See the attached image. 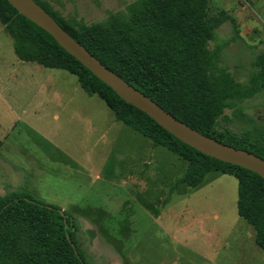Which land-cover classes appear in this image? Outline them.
Returning <instances> with one entry per match:
<instances>
[{
	"label": "rangeland",
	"instance_id": "obj_1",
	"mask_svg": "<svg viewBox=\"0 0 264 264\" xmlns=\"http://www.w3.org/2000/svg\"><path fill=\"white\" fill-rule=\"evenodd\" d=\"M65 19L95 23L134 0H42ZM221 66L242 82L264 52V0H210ZM236 28L238 35H235ZM217 129L264 134V90L233 101ZM0 193L23 190L76 219L93 264H264L237 211L238 180H182L189 161L116 121L68 71L22 61L0 23Z\"/></svg>",
	"mask_w": 264,
	"mask_h": 264
},
{
	"label": "trees",
	"instance_id": "obj_2",
	"mask_svg": "<svg viewBox=\"0 0 264 264\" xmlns=\"http://www.w3.org/2000/svg\"><path fill=\"white\" fill-rule=\"evenodd\" d=\"M41 4L103 64L200 132L264 158V134L217 129L218 118L235 100L264 90V52L245 82L221 66L222 48L211 47L214 30L231 19L224 10L209 16L210 0H134L95 23L68 20ZM0 23L22 61L68 71L88 95H97L117 121L164 146L189 163L182 178L191 187L220 172L238 180V214L255 230L264 250V178L183 142L146 112L123 99L68 52L43 27L0 0ZM235 35H238L236 28ZM3 144L0 138V148ZM72 213L23 190L0 193V264H93L78 245ZM75 247L78 253L75 250ZM113 264V263H111Z\"/></svg>",
	"mask_w": 264,
	"mask_h": 264
},
{
	"label": "water",
	"instance_id": "obj_3",
	"mask_svg": "<svg viewBox=\"0 0 264 264\" xmlns=\"http://www.w3.org/2000/svg\"><path fill=\"white\" fill-rule=\"evenodd\" d=\"M22 14L47 30L58 43L78 58L123 99L154 118L164 128L190 146L220 160L246 167L264 178V158L204 134L178 119L122 76L103 64L91 51L67 32L36 0H9ZM76 252L78 253L76 247Z\"/></svg>",
	"mask_w": 264,
	"mask_h": 264
},
{
	"label": "crops",
	"instance_id": "obj_4",
	"mask_svg": "<svg viewBox=\"0 0 264 264\" xmlns=\"http://www.w3.org/2000/svg\"><path fill=\"white\" fill-rule=\"evenodd\" d=\"M117 121V120H116Z\"/></svg>",
	"mask_w": 264,
	"mask_h": 264
}]
</instances>
